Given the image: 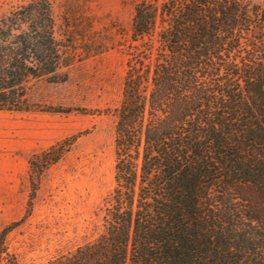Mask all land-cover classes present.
Here are the masks:
<instances>
[{"label": "trees", "instance_id": "16d2710c", "mask_svg": "<svg viewBox=\"0 0 264 264\" xmlns=\"http://www.w3.org/2000/svg\"><path fill=\"white\" fill-rule=\"evenodd\" d=\"M134 3L103 231L43 264H264V7ZM74 62L53 0H0V112H71L29 91ZM70 146L30 159L34 194ZM26 217L0 231V264H21L8 237Z\"/></svg>", "mask_w": 264, "mask_h": 264}, {"label": "rangeland", "instance_id": "374dc122", "mask_svg": "<svg viewBox=\"0 0 264 264\" xmlns=\"http://www.w3.org/2000/svg\"><path fill=\"white\" fill-rule=\"evenodd\" d=\"M53 1L58 36L75 62L66 82L40 81L29 98L72 111L0 112V231L27 216L8 237L21 264H43L96 239L115 184L113 111L122 100L134 0ZM64 141L70 148L45 169L34 194L30 159Z\"/></svg>", "mask_w": 264, "mask_h": 264}]
</instances>
